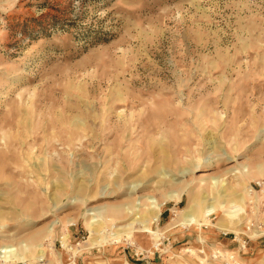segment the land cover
Wrapping results in <instances>:
<instances>
[{
  "label": "rangeland",
  "instance_id": "rangeland-1",
  "mask_svg": "<svg viewBox=\"0 0 264 264\" xmlns=\"http://www.w3.org/2000/svg\"><path fill=\"white\" fill-rule=\"evenodd\" d=\"M249 221L264 0H0V264H264Z\"/></svg>",
  "mask_w": 264,
  "mask_h": 264
},
{
  "label": "bare ground",
  "instance_id": "bare-ground-1",
  "mask_svg": "<svg viewBox=\"0 0 264 264\" xmlns=\"http://www.w3.org/2000/svg\"><path fill=\"white\" fill-rule=\"evenodd\" d=\"M213 184H215V183H213ZM247 190L249 191V188ZM221 208L224 209V216L226 218H228L229 220L233 221L236 217H238V212L240 210V208L238 206L232 205L230 203L227 206H226V204H224L223 206H221ZM159 209H160V206L158 204H156L155 202H150L149 208L146 210L147 211L146 213L149 216H151L153 218V220H156L158 218ZM191 210H192V212H191ZM191 210L190 211H186L184 213L185 214L184 215V219L186 220V222H189V223H191V222L197 223L198 222L197 221L198 220L197 215L195 214L194 209L192 207H191ZM214 211H215L214 204L210 203L209 205H207L205 207V211H204V215L203 216L207 217L208 215H210V213H212ZM90 215L92 217L90 218V221L88 222V226L92 227L93 224L98 223L97 216L100 215V213H94V214H90ZM203 216H202V218H203ZM232 221H230V222H232ZM217 228L220 229V230H223L224 232H232V233H234V229L227 227L226 223L225 224L219 223ZM89 231H91V230H89ZM91 245H92V243H91ZM13 249L11 247H5V248L0 249V259H10L11 257H15L16 258L15 253H14L15 250H13Z\"/></svg>",
  "mask_w": 264,
  "mask_h": 264
},
{
  "label": "built area",
  "instance_id": "built-area-1",
  "mask_svg": "<svg viewBox=\"0 0 264 264\" xmlns=\"http://www.w3.org/2000/svg\"><path fill=\"white\" fill-rule=\"evenodd\" d=\"M252 190H253V188L251 186H249V191L252 192ZM262 226L264 227V223H262V222H252L251 223V221H249L248 224H246L245 228H246V230L252 232V234H253L254 232L258 233V229H261ZM228 234H229L228 232H226V233L224 232V235H228ZM231 234L234 235V238L238 237L235 233H231ZM246 246H247V241L241 240L239 247H238V251L233 250L232 248H229V249H227V251L225 253H220L217 251L213 254V256L215 258L224 257L225 258L224 261L227 264H229V262H231L232 264H240L238 262L239 252H240V250L245 249ZM227 260H229V261L226 262Z\"/></svg>",
  "mask_w": 264,
  "mask_h": 264
}]
</instances>
